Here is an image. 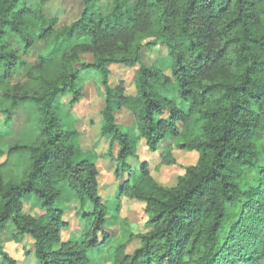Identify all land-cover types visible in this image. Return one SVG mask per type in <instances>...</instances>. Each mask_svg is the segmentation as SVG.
I'll return each instance as SVG.
<instances>
[{
    "label": "trees",
    "instance_id": "1",
    "mask_svg": "<svg viewBox=\"0 0 264 264\" xmlns=\"http://www.w3.org/2000/svg\"><path fill=\"white\" fill-rule=\"evenodd\" d=\"M50 1L0 0V88L11 108L32 105L38 124L33 139L6 148L7 155L25 156L26 162L18 181L0 180V235L5 232L14 242L32 238L38 264H259L264 259V0H111L105 12L98 0H79V18L63 26L45 8ZM156 48L158 59L171 62L185 109L160 92L171 81L142 62L143 51ZM34 51V63L22 61L21 55ZM111 66H138L133 93L111 84ZM86 70L97 72L104 91L101 137L120 182L114 208L100 195L96 163L81 157L77 133L63 131L54 112L56 100L74 90ZM16 75L25 83L10 86ZM121 107L133 115L136 136L116 125L114 113ZM168 135L198 159L166 189L157 185L149 164L141 161L133 169L128 160H140L141 144L150 155L158 154ZM159 156L162 164H173L170 155ZM60 185L92 206L81 217L87 231L75 241H60L64 223L55 205ZM28 196L44 211L38 218L22 212ZM122 198L145 204L152 226L131 255L117 252L104 231ZM0 255V264H14L1 250Z\"/></svg>",
    "mask_w": 264,
    "mask_h": 264
},
{
    "label": "rangeland",
    "instance_id": "2",
    "mask_svg": "<svg viewBox=\"0 0 264 264\" xmlns=\"http://www.w3.org/2000/svg\"><path fill=\"white\" fill-rule=\"evenodd\" d=\"M98 6L102 12L110 6L111 0H98ZM48 12L58 18V26L69 25L76 21L83 9L79 0H51L45 6ZM16 46V45H14ZM156 49L143 51L142 62L146 66L157 69L161 77L171 82L164 87H159L160 92L176 106L185 109L176 95V85L170 73V60L158 59ZM160 50V49H159ZM161 55L165 50L161 49ZM37 52L30 55H21L22 61L28 65L35 62ZM82 60L90 63L92 57L82 55ZM138 66L127 68L125 66H111L110 82L113 86H122L125 94L134 92L133 80ZM17 82L25 83L23 76H17L10 82V86ZM4 89L0 88V180L4 183L18 181L25 168L26 157L21 155H7L6 148L16 142H27L38 133V124L34 118V107L30 104H19L11 108L10 102L3 97ZM104 91L100 77L94 70L82 72L75 82V88L60 96L54 105V112L60 119L61 129L66 132H75L78 135V145L82 151V158L96 163L99 171L100 195L107 199V206L114 208L116 201L113 199L118 190L117 180L113 175L115 169L114 160L105 158L108 152V142L101 137V113L104 110ZM8 110V113L3 111ZM115 123L122 133L136 136V126L133 115L121 107L114 113ZM6 132V134H5ZM182 142L179 139L166 136L157 147L158 154L150 155L145 146L141 144L139 161L128 160L133 169L140 162L149 164L150 174L157 185L169 189L177 184L179 177L185 174L188 167L194 166L198 155L195 152H187L180 148ZM264 150V141L260 143ZM117 150L114 147L113 153ZM94 153L98 155L95 161ZM160 155H170L173 164L161 163ZM122 183V182H121ZM60 197L55 205L61 211V219L64 223L60 231V241H75L83 237L88 228V221L82 220L85 212H91L92 206L86 198H80L72 193L66 185H60ZM22 212L24 215L38 218L44 211L34 196H28L23 200ZM150 214L146 205L127 198H122L118 213L110 212L104 224V231L108 233L114 242V248L123 255H131L141 246V235L149 233L152 226L149 225ZM34 241L29 236L21 238L18 242L10 241L5 232L0 235V250L6 253L14 264H38L33 249ZM56 247V246H55ZM2 256L0 255V261ZM259 264H264V259Z\"/></svg>",
    "mask_w": 264,
    "mask_h": 264
}]
</instances>
